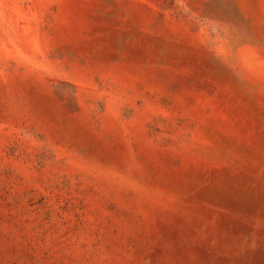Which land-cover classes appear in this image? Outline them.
<instances>
[{
    "label": "rangeland",
    "instance_id": "374dc122",
    "mask_svg": "<svg viewBox=\"0 0 264 264\" xmlns=\"http://www.w3.org/2000/svg\"><path fill=\"white\" fill-rule=\"evenodd\" d=\"M0 264H264V0H0Z\"/></svg>",
    "mask_w": 264,
    "mask_h": 264
}]
</instances>
